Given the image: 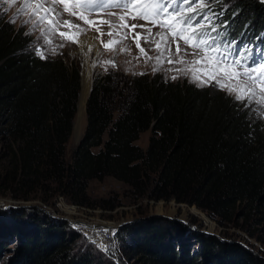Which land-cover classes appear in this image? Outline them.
<instances>
[{
  "label": "trees",
  "instance_id": "1",
  "mask_svg": "<svg viewBox=\"0 0 264 264\" xmlns=\"http://www.w3.org/2000/svg\"><path fill=\"white\" fill-rule=\"evenodd\" d=\"M237 6L238 15L219 17L218 25L226 41L246 43L259 57L264 3L237 0ZM81 83L78 68L37 55L29 36L0 18V168L15 199L40 195L49 202L58 194L84 205L88 182L111 177L140 196L152 190L153 198L196 205L221 218L238 211L257 224L252 237L264 246L260 118L219 89L158 73L109 72L93 83L87 126L68 161ZM150 130L143 150L136 142ZM10 216L0 222V238L18 239L16 264H107L90 248L70 256L77 234L44 213L25 221ZM186 228L166 218L133 226L131 256L138 264H264L251 249ZM6 243L0 241V252Z\"/></svg>",
  "mask_w": 264,
  "mask_h": 264
},
{
  "label": "rangeland",
  "instance_id": "2",
  "mask_svg": "<svg viewBox=\"0 0 264 264\" xmlns=\"http://www.w3.org/2000/svg\"><path fill=\"white\" fill-rule=\"evenodd\" d=\"M204 2L217 14L213 24L217 31L216 22L219 17L238 15V13L233 14L238 9L237 0H215V3L204 0ZM259 2L264 3V0H259ZM25 3H32L33 5L43 3L46 8L52 6V0H0L1 20L9 22L15 29L20 28L25 34L30 33L27 35L32 40L35 52L42 51L44 58H59L69 66L78 68L83 85L81 92H83L85 84L84 68L88 63L92 68V77L87 102L94 81L109 72H120L128 77L141 75L140 73L148 75L158 73L171 82H190L191 69L193 67H204L202 64L192 63L200 59V56L193 55V48L186 46L183 39L176 38V42H173L172 34L167 33V30H162L158 25L154 26L150 21H145L139 17L131 19V10L110 8L97 14L89 15L85 13L89 20L95 22L93 24L85 23L78 16H71L69 12L61 11V23L53 33L50 31L47 22L41 24L39 23V17H32L34 8L21 12ZM56 8L61 10L62 5H56ZM221 12H223L222 16L219 15ZM43 14V12L40 13V15ZM120 15H125L126 20L120 21ZM49 18L52 19L53 17ZM30 19L31 22L26 25L25 21ZM65 20L71 21L74 25H79V28L63 25ZM125 23L129 26L136 24L145 25L146 27H137L133 30L130 27H124ZM34 25L38 26L34 27ZM149 28L151 34L147 31ZM206 28L207 25H201V29ZM161 31L166 32L167 43L156 35ZM110 32L111 35H109ZM60 33H66L67 35L61 36ZM73 34H76L75 39H69L68 36ZM137 34H140L139 46L136 42ZM212 35L215 36L216 32H212ZM45 40L50 41V43H45ZM109 41H113V44L106 48L105 45ZM177 43L181 49L179 54L176 53ZM157 44L160 46L157 47ZM140 48L144 49L143 53L140 52ZM237 48L242 49L243 45ZM181 57L183 62L178 63L177 61ZM255 58L260 59V57ZM169 60L172 63H169ZM184 70H188V75H184ZM173 76L176 79H172ZM200 76L201 79H209L203 73H200ZM198 83L193 84L197 86ZM215 83L213 80L204 86L198 87L219 89L215 86ZM222 91L234 99V95H229L227 90ZM239 103L249 111L253 118H260L264 123V118H261L254 110L258 107L256 104L246 107V100ZM80 105L81 99L78 100L73 134L67 145L66 159L68 161H70L73 152L78 147L87 126V108L83 115ZM151 137L152 131H147L141 134L136 144L146 150ZM3 169L0 168V222L1 220L4 222L11 220L10 214L12 213L23 217L21 221L33 217L38 212L44 213L49 220L62 222L67 230L77 234V239L68 248V254L72 257L78 258L80 254L83 256L90 248L97 250L107 264H138L131 256L130 247H132L133 239L130 238L128 230L152 218H166L172 221L180 219L187 226L186 230L190 234L203 233L217 237L222 241L235 242L264 256V246L252 237V233L258 231L257 224L252 218L241 216L238 211L221 218L217 214H210L199 209L196 205L178 203L175 199L153 198L151 197L152 190L146 195L140 196L134 193L128 185L111 177L102 181L91 180L88 182L84 205H77L71 202L69 197L58 194L49 202H44L40 195L30 200L15 199L10 193L14 186L9 185L2 179L5 174V169ZM9 206L10 209H6ZM66 208L70 209V212H67ZM72 209L75 212H72ZM98 226L110 227L111 232H113L112 240L105 241L107 248L99 245V243H103V236L95 231ZM85 229L87 230L85 231ZM86 232L88 235L93 232L96 233L95 237L92 235L91 237L99 243L89 240L86 237ZM5 240L7 245L0 252V264H16L19 260L18 249L20 243L17 238H0V241ZM103 245L105 246V243ZM197 248L195 246L194 250L196 251Z\"/></svg>",
  "mask_w": 264,
  "mask_h": 264
},
{
  "label": "snow or ice",
  "instance_id": "3",
  "mask_svg": "<svg viewBox=\"0 0 264 264\" xmlns=\"http://www.w3.org/2000/svg\"><path fill=\"white\" fill-rule=\"evenodd\" d=\"M210 2L215 3V0H210ZM56 5H62V9L57 10ZM206 7L207 11L204 10ZM29 8H34L32 17H39L41 24L47 22L53 33L61 23V11L69 12L71 16H78L85 23L93 24L95 22L89 20L85 13L91 15L110 8L131 10V19L139 17L150 21L154 26L158 25L162 30H167V33L172 34L173 42H176V38L183 39L186 46L193 48V55L200 56V59L192 63L202 64L204 67L191 69L190 82H199L197 86H204L214 80L215 86L221 90H227L229 95H234L235 101L246 100V107L256 104L258 107L254 110L261 118H264V52H258L257 55L260 59H256L251 53V48L247 45L241 50L236 48L231 41H226L225 33L218 32L217 28L213 27L217 14L211 7L205 5L204 0H52V6L47 8L43 3L35 5L25 3L21 12ZM76 9H80V11L78 12ZM41 12L44 14L40 15ZM219 15L222 16L223 12ZM119 20L125 21V15H120ZM30 22L31 19L25 21V24ZM63 25L79 28V25H74L69 20L63 21ZM201 25H207V28L201 29ZM123 26L133 30L137 27H146L136 24L129 26L126 23ZM147 31L151 34L150 28ZM212 32H216V35L213 36ZM60 35L67 34L60 33ZM75 35H70L68 38L75 39ZM156 35L167 43L166 32L161 31ZM139 39L140 34H137V46H139ZM45 43H50V41L45 40ZM112 44L113 41H109L105 47H110ZM159 46L157 44V47ZM180 51L177 43L176 53L179 54ZM140 52L143 53L144 49L140 48ZM37 55L44 58L42 51H37ZM157 59L159 61V57ZM168 62L172 63L171 60ZM177 62H183V58L181 57ZM200 73L209 79H201ZM140 74L143 75V73ZM184 75H188V70H184ZM172 79H176V77L173 76Z\"/></svg>",
  "mask_w": 264,
  "mask_h": 264
},
{
  "label": "bare ground",
  "instance_id": "4",
  "mask_svg": "<svg viewBox=\"0 0 264 264\" xmlns=\"http://www.w3.org/2000/svg\"><path fill=\"white\" fill-rule=\"evenodd\" d=\"M84 73H85V84H84V87H83V92L81 94V105H80V110H81V113L84 115L85 113V109H86V102H87V98H88V95H89V92H90V86H91V77H92V68L88 65V63L85 65V68H84ZM67 212H70V209L66 208L65 209ZM195 210V209H193ZM72 212H75V210L72 209ZM207 225V224H206ZM106 227V228H105ZM98 226L96 227L95 231H98V233H100V235L104 236L102 234V232H100L99 229H103V230H109V232L111 231V228L110 227H107V226ZM92 236H96V233H91L89 236L91 237ZM87 236V235H86ZM103 238V237H102ZM92 240L99 243L98 241H96L95 239H93L92 237ZM103 243H105V246L103 245ZM103 243H99V245L107 248V243L104 241V238H103Z\"/></svg>",
  "mask_w": 264,
  "mask_h": 264
},
{
  "label": "built area",
  "instance_id": "5",
  "mask_svg": "<svg viewBox=\"0 0 264 264\" xmlns=\"http://www.w3.org/2000/svg\"><path fill=\"white\" fill-rule=\"evenodd\" d=\"M91 225V224H90ZM104 229V228H103ZM103 229H99L100 230V232H102V234L103 235H107V236H103V238H104V241H107V240H109V239H111L112 240V238H113V232H109V230H103ZM87 229H85V231H86ZM86 234H87V232H86ZM86 237H88L89 238V240H91L92 241V237H90L88 234H87V236Z\"/></svg>",
  "mask_w": 264,
  "mask_h": 264
},
{
  "label": "water",
  "instance_id": "6",
  "mask_svg": "<svg viewBox=\"0 0 264 264\" xmlns=\"http://www.w3.org/2000/svg\"><path fill=\"white\" fill-rule=\"evenodd\" d=\"M82 83H81V88H82ZM81 91H80V94H79V98H78V100H80L81 99ZM77 108H78V105H77ZM87 108V107H86ZM10 209V206L9 207H7L6 209ZM21 209H23V207H21ZM175 222H181V223H184V222H182V220H180V219H176V220H174Z\"/></svg>",
  "mask_w": 264,
  "mask_h": 264
}]
</instances>
